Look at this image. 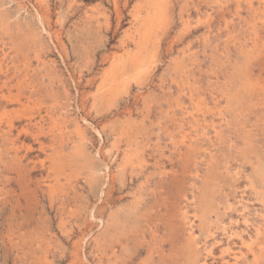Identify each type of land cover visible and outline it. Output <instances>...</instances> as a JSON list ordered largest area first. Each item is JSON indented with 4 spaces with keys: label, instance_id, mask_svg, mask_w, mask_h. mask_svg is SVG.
<instances>
[{
    "label": "rangeland",
    "instance_id": "1",
    "mask_svg": "<svg viewBox=\"0 0 264 264\" xmlns=\"http://www.w3.org/2000/svg\"><path fill=\"white\" fill-rule=\"evenodd\" d=\"M0 264H264V0H0Z\"/></svg>",
    "mask_w": 264,
    "mask_h": 264
}]
</instances>
